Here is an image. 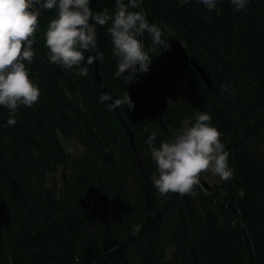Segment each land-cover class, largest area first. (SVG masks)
I'll return each mask as SVG.
<instances>
[{
    "label": "trees",
    "instance_id": "obj_1",
    "mask_svg": "<svg viewBox=\"0 0 264 264\" xmlns=\"http://www.w3.org/2000/svg\"><path fill=\"white\" fill-rule=\"evenodd\" d=\"M138 2L129 10L142 12L169 47L145 32L149 70L119 78L111 22L97 26L85 61L65 69L48 62L45 46L56 9H40L35 56L24 62L39 100L18 108L15 125L0 106V264H264V0L240 11L231 0L213 9L194 0ZM90 7L114 14L115 0ZM97 53L103 58L88 65ZM126 92L132 109L101 102L104 93L114 103ZM197 113L220 131L232 178L209 185L201 173L197 195L161 197L146 141L153 132L154 147L171 141ZM63 140L81 150L68 151Z\"/></svg>",
    "mask_w": 264,
    "mask_h": 264
},
{
    "label": "clouds",
    "instance_id": "obj_2",
    "mask_svg": "<svg viewBox=\"0 0 264 264\" xmlns=\"http://www.w3.org/2000/svg\"><path fill=\"white\" fill-rule=\"evenodd\" d=\"M208 9L216 7L217 0H200ZM249 0H231L237 11L246 7ZM39 5V8L34 6ZM138 0H115V13H97L90 7V0H0V106L9 110L8 125H15L13 118L21 106L32 107L41 95L39 87L31 80L25 61L33 62L34 37L39 25L40 9H56L45 32V46L49 50L48 62L65 69L79 66L85 61V53L97 48V26L111 22L107 32L113 44V55L117 58L115 77L132 70V74L149 70L152 57L145 50L140 37L145 32L152 36V44L167 49L161 30L150 24L142 12L130 11L138 8ZM103 53L87 56V64L102 59ZM137 65L139 68L137 69ZM86 76L88 69H81ZM133 79V78H132ZM132 79L126 80V83ZM226 89V85H222ZM104 93L101 102H108L109 110L121 107L134 108L128 92L114 99ZM211 116L197 113L195 123L184 127L171 141L154 147L156 133L147 139L151 155L156 163V174L152 181L158 194L195 196L201 173L210 172L223 181L232 178L233 169L228 165L229 152L225 150L221 133L210 123ZM136 231H139L137 227Z\"/></svg>",
    "mask_w": 264,
    "mask_h": 264
},
{
    "label": "rangeland",
    "instance_id": "obj_3",
    "mask_svg": "<svg viewBox=\"0 0 264 264\" xmlns=\"http://www.w3.org/2000/svg\"><path fill=\"white\" fill-rule=\"evenodd\" d=\"M63 143L66 149L70 152H79V150H81V147L78 145V143L74 141L63 140ZM61 174L62 172L60 171L57 176L60 177ZM203 180L209 185H218L220 183L218 176H214L210 172H206L204 174Z\"/></svg>",
    "mask_w": 264,
    "mask_h": 264
},
{
    "label": "water",
    "instance_id": "obj_4",
    "mask_svg": "<svg viewBox=\"0 0 264 264\" xmlns=\"http://www.w3.org/2000/svg\"><path fill=\"white\" fill-rule=\"evenodd\" d=\"M194 1L201 3L200 0H194ZM191 63L194 66V68L196 69V71L198 72V74L200 75V77L202 78V80L204 81V83L206 84V86L211 90L212 84H211V81H210L208 75L205 73L204 69L200 65H198V63L193 58L191 59ZM95 78H96V80H99V77L97 74H96ZM130 139H131L132 147L136 153V147H135L134 140H133V137L131 134H130Z\"/></svg>",
    "mask_w": 264,
    "mask_h": 264
}]
</instances>
